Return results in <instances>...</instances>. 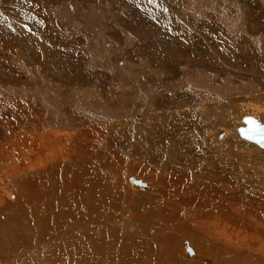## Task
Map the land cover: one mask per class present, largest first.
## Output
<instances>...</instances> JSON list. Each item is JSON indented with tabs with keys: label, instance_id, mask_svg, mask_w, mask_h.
Instances as JSON below:
<instances>
[{
	"label": "rangeland",
	"instance_id": "1",
	"mask_svg": "<svg viewBox=\"0 0 264 264\" xmlns=\"http://www.w3.org/2000/svg\"><path fill=\"white\" fill-rule=\"evenodd\" d=\"M244 115L264 123V0H0V216L14 227L0 226V264L153 263L162 251L139 244L144 225L167 237L155 217L162 202L152 214L150 196L138 194L159 190L151 179L172 168L214 190L233 181L241 197L263 203L264 151L235 133ZM78 172L110 186L96 214L82 198L62 219L50 216L61 204L49 202L32 207L38 218H19L24 188ZM34 194L26 199L45 201ZM181 238L166 257L220 260L214 246ZM187 242L196 257L185 259ZM255 254L243 262L264 264Z\"/></svg>",
	"mask_w": 264,
	"mask_h": 264
},
{
	"label": "bare ground",
	"instance_id": "2",
	"mask_svg": "<svg viewBox=\"0 0 264 264\" xmlns=\"http://www.w3.org/2000/svg\"><path fill=\"white\" fill-rule=\"evenodd\" d=\"M238 122L241 125L240 119L238 120ZM237 127H238V125H237ZM235 133H236V137H238V139L240 141L245 142L246 144H252V146L257 147L259 150L264 151V148H260L257 145H255L254 143L248 142L247 140L241 138L238 135V133L236 132V129H235ZM217 138H218V136H217ZM219 138H221V137H219ZM50 139H52V138H50ZM51 141H53V139ZM55 141L58 142V140H55ZM34 146H36V145H34ZM37 161L40 162V160H38V159H37ZM43 165H44V163H43ZM67 169H68V167H67ZM173 169L174 168H172L169 171L165 170L166 172H168V174L170 173V175L168 176L169 178L167 177L168 174L166 175L165 174L166 172H165V173H161V175L158 176V179L156 178L155 181L153 179H151V181H153L155 187L157 185H159V187H160L159 190H156V191L152 192L151 194H145V193H139L138 194V195H142L143 197L145 196V198H146V196L147 197L150 196L149 198H151L152 200L150 199L151 202L150 203L148 202L149 204L146 203L147 204L146 207H148L147 210L151 213L155 212L154 214H157L156 209H154V207H160V205H161L160 213L158 212V214L155 215V217L157 219H159L161 222V224L159 225L161 232L162 233L163 232L168 233L166 238H160V237L155 238V236L152 233H150V228L146 227V225H144V227L138 226V227H140V229L142 227L146 233V235H145L146 240H144L141 243V245L139 244V247L144 249L146 246H149V249H150L149 251L158 252L157 249H159V251H162V253L158 257L156 255H153L151 257V259H150L151 261L154 258H156L154 260V262L151 264H163V262L169 261V260L173 264H185L183 261H181V258H180L181 254L179 256V259H175L174 257H166L164 255V251L166 249L169 252H172V251L176 252L177 249H175V247H176V244H178V237L181 238L183 235L189 237L191 239V241L194 243V245H196L198 247H203L206 249V247L208 245L214 246L215 247V254L218 257H220V260H218L217 264H225L230 257L231 258L232 257H238L240 255H241V257H240L241 258V264H252V262L251 263H244L243 262V259H247L245 256L251 255L253 258H255L254 255L255 256L257 255L255 253H260V255L264 256V250H263V248H264V221L261 220V217L264 214L263 215L262 214L256 215L257 210L260 209V211H261V209L264 208V202L262 203L263 198L261 199L262 201L259 202L258 201L259 199L256 201L255 198H249L247 200L246 199L247 197L246 198L241 197L240 190H239V188L235 189V187L233 186V184H234L233 181H230L231 184L228 185V188L223 186V187H219L218 190H214V186L208 187L209 183L205 177L198 178V177L191 174L190 177H192V178H190L189 176H187L186 173H178V171L176 172ZM176 170H177V168H176ZM69 171H70V169H69ZM139 171H140V169H139ZM84 173H86V172H84ZM86 174H90V173H86ZM86 174L78 172V174L75 177L70 178V179L69 178L66 179L65 177L60 178L62 176L59 177V176L54 175L52 180L49 181L50 182L49 185H47L45 187L41 185L42 187L38 186V188H37L35 184H32L30 186L28 185V187L24 188L22 190V193L19 194V197H18L19 202H16L15 205L13 206V208L15 209V212H17V213H24V214H18L20 216L19 218L21 220H24L21 217H25L26 214H29L30 216H32V219L35 217L38 218V215L36 213H33V211H35L34 210L35 208L32 209V207L37 205L38 202H43V203L49 202L50 205L51 204L54 205L53 209L57 208V204H59V205L61 204V206H62L61 214H59V215H50L49 214V215L52 217L53 216L54 217L59 216L60 219H62L65 217V215L67 216L68 214H71L72 208L74 210V207L77 206L78 203L83 198L84 199L83 201L86 203L85 205H87L89 207L91 214H94V213L96 214L102 208V207L100 208V206H104L103 204L106 202L103 199H101V197L108 200V197L111 193L110 192V186L106 183V181L104 179L98 178L97 174H95V173H92L91 175H86ZM83 177H87L88 179L93 177L92 182H95V183H93V184L90 183V180L88 181V179L86 178L87 179L86 182L90 183L89 185H87V184H85V182H83V180H84ZM194 178H196V179H194ZM219 178H221V177H219ZM129 181L134 186L146 188V184L137 180V179L130 178ZM222 181H223V178L218 179V182L220 184ZM186 183H188V187H186V185H185ZM167 184L171 185V189H172L171 195H169L170 191H168L169 192L168 193L165 189L166 188L165 185L167 186ZM169 188H170V186H169ZM36 190H38L39 194L41 193V195L46 196V197H44L45 201H41L42 196L31 197V199H30V196L35 195L34 191H36ZM27 194H30V196H28L26 199ZM255 194L256 193H254V195ZM96 195H97V197H96ZM98 195H99V197H98ZM21 200L24 203L22 205V206H24L23 209H21V207H20V201ZM99 201H100V203H99ZM153 201H155V202L161 201L163 205L160 204L159 206H157L158 204L156 205ZM257 202H259V203H257ZM249 204L252 206V210H250V211H248ZM143 205H142V207H144ZM169 206H171V207H169ZM49 209H50V207H49ZM144 210H145V208H144ZM27 211L29 213H26ZM49 215L45 216L46 220L48 221L47 224H45L46 220L44 218L40 219V221L43 222L44 226L49 225V222L52 221V219H49ZM187 217H189V218L186 219ZM136 218H138V217H136ZM18 221H20V220H18ZM144 221H146V219ZM143 223L144 222H142V224ZM4 225H6V228H7V226L12 227V224L9 223L8 220L5 217H3V215H1L0 216V226H4ZM147 226H149V225H147ZM12 228H14V227H12ZM12 228H11V232H6V233L10 234V236H11V238H9V240L10 239L13 240L14 239L13 237L15 235L14 233H16V231L14 232L15 229H12ZM16 228H18V227H16ZM17 231H18V233L21 234V235H17V237H19L21 239L22 238L21 237L22 236V233H21L22 230L17 229ZM210 232L212 234H210ZM6 233L4 232V234L1 236L7 235ZM142 233H143V231H142ZM111 235L113 236V233ZM209 235H212V237L207 238V237H209ZM110 237H107V239H105V241L108 239H111ZM181 239H183V238H181ZM215 239L217 240V242H215ZM28 240H26V241L23 240V242L27 243ZM137 240H139V239H137ZM140 240H141V237H140ZM222 240L226 241V244L229 247H225V246L220 245L219 242ZM21 242H22V240H21ZM187 243H185V245H184L185 259L196 257L195 252L193 250L194 248L190 245V243H188V244ZM111 245L114 246V244H111ZM103 246H105V243L103 244ZM113 246H111V248ZM109 247H107V249H109ZM248 247L250 249L249 252L239 251L240 249H246ZM144 250L147 253L149 252L146 249H144ZM135 251L136 250L132 248L133 255L130 254L132 257L131 260L133 262L139 260L136 257L137 253L134 254ZM156 254H158V253H156ZM184 256L182 253V258ZM227 256H229V257H227ZM248 259H250V257ZM225 260H226V262H225ZM186 261H187V264H192V262H190L191 260H186ZM205 262H208V261L205 260ZM255 263L260 264L258 262H255Z\"/></svg>",
	"mask_w": 264,
	"mask_h": 264
},
{
	"label": "water",
	"instance_id": "3",
	"mask_svg": "<svg viewBox=\"0 0 264 264\" xmlns=\"http://www.w3.org/2000/svg\"><path fill=\"white\" fill-rule=\"evenodd\" d=\"M249 118H251V120L254 121L255 124L248 123L247 121L249 120ZM240 122L241 125L236 128V132L238 133V135L248 142L254 143L260 148H264V133H261L257 128V126H259V128H264V124L249 115L242 116L240 118Z\"/></svg>",
	"mask_w": 264,
	"mask_h": 264
},
{
	"label": "snow or ice",
	"instance_id": "4",
	"mask_svg": "<svg viewBox=\"0 0 264 264\" xmlns=\"http://www.w3.org/2000/svg\"><path fill=\"white\" fill-rule=\"evenodd\" d=\"M149 2H151V0H149ZM248 123H252V124H255L254 121L251 120V118H249V120L247 121ZM258 130L261 132V133H264V128H259V126H257Z\"/></svg>",
	"mask_w": 264,
	"mask_h": 264
}]
</instances>
